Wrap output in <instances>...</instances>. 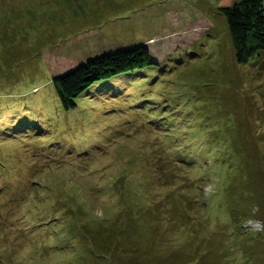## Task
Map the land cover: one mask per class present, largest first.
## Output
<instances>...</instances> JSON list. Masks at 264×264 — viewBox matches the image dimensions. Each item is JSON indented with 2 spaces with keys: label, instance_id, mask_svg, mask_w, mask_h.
<instances>
[{
  "label": "rangeland",
  "instance_id": "374dc122",
  "mask_svg": "<svg viewBox=\"0 0 264 264\" xmlns=\"http://www.w3.org/2000/svg\"><path fill=\"white\" fill-rule=\"evenodd\" d=\"M233 1L0 0V129H44L0 137V264H264V49L236 63ZM134 45L149 66L60 110L64 56Z\"/></svg>",
  "mask_w": 264,
  "mask_h": 264
},
{
  "label": "trees",
  "instance_id": "16d2710c",
  "mask_svg": "<svg viewBox=\"0 0 264 264\" xmlns=\"http://www.w3.org/2000/svg\"><path fill=\"white\" fill-rule=\"evenodd\" d=\"M219 11L226 19L236 63L247 65L264 49V0H234L230 5L221 6ZM92 31L97 30L96 28H85L70 37L87 36ZM63 43H71V40H64L60 45ZM64 57L63 68L53 67L52 80L58 106L65 112L77 107L75 101L82 94L101 93L105 87L113 89L116 82L112 79L130 75L136 70H143L152 62L149 50L144 45L116 49L108 54L96 55L85 60L79 57ZM21 118L14 117V121L0 129V137H15L14 133H17L16 130L19 127L21 133H17L18 137L25 136L29 130H44L42 126L35 127V129L31 126L24 128V124L20 123ZM10 185L13 186L14 183Z\"/></svg>",
  "mask_w": 264,
  "mask_h": 264
}]
</instances>
